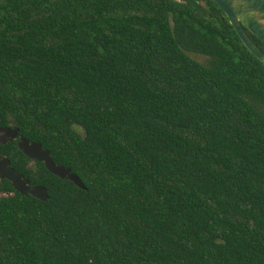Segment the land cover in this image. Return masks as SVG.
Here are the masks:
<instances>
[{
	"label": "trees",
	"instance_id": "trees-1",
	"mask_svg": "<svg viewBox=\"0 0 264 264\" xmlns=\"http://www.w3.org/2000/svg\"><path fill=\"white\" fill-rule=\"evenodd\" d=\"M253 41L264 44L248 29ZM0 264H264V63L212 0H0Z\"/></svg>",
	"mask_w": 264,
	"mask_h": 264
},
{
	"label": "water",
	"instance_id": "water-1",
	"mask_svg": "<svg viewBox=\"0 0 264 264\" xmlns=\"http://www.w3.org/2000/svg\"><path fill=\"white\" fill-rule=\"evenodd\" d=\"M227 14L244 44L264 63V51L249 36L250 30L264 44V0H212ZM18 140L19 148L29 158L44 162L47 169L56 176L73 181L80 188L86 189L81 178L71 168L57 164L50 150L43 145L20 134L19 128L0 126V143L7 144ZM0 179H7L15 190L23 195H32L42 201L49 199L48 190L43 185H31V181L12 167L11 160L0 155Z\"/></svg>",
	"mask_w": 264,
	"mask_h": 264
}]
</instances>
